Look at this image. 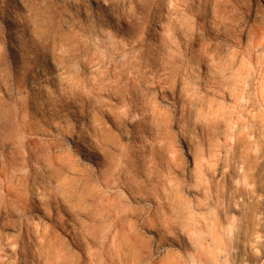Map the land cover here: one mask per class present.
<instances>
[{"label":"clouds","instance_id":"9594fccd","mask_svg":"<svg viewBox=\"0 0 264 264\" xmlns=\"http://www.w3.org/2000/svg\"><path fill=\"white\" fill-rule=\"evenodd\" d=\"M0 264H264V0H0Z\"/></svg>","mask_w":264,"mask_h":264}]
</instances>
